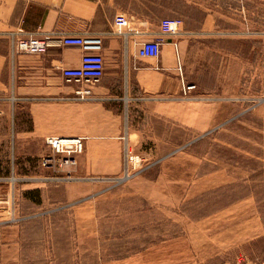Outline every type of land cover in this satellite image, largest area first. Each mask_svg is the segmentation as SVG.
I'll return each instance as SVG.
<instances>
[{
	"label": "rangeland",
	"instance_id": "374dc122",
	"mask_svg": "<svg viewBox=\"0 0 264 264\" xmlns=\"http://www.w3.org/2000/svg\"><path fill=\"white\" fill-rule=\"evenodd\" d=\"M167 6L182 20L185 81L211 86L228 114L247 111L197 133L118 84L138 132L133 150L145 158L127 177L90 178L88 193L49 178L55 172L38 164L43 139L12 142L13 130L0 129V223L16 225L21 264H264V0ZM206 11L213 31L199 33Z\"/></svg>",
	"mask_w": 264,
	"mask_h": 264
},
{
	"label": "crops",
	"instance_id": "0c3cea01",
	"mask_svg": "<svg viewBox=\"0 0 264 264\" xmlns=\"http://www.w3.org/2000/svg\"><path fill=\"white\" fill-rule=\"evenodd\" d=\"M158 2L165 4L143 8L142 0H0V129L13 130L12 142L41 141L49 134L86 137L76 170L81 178L71 187L80 182L87 193L91 192L95 185L90 178L116 176L125 173L126 167L130 173L145 158L133 150L138 132L131 124L132 116L120 109V101L125 98L118 90L120 83H127L132 100L144 102L165 122L176 121L197 133L247 111L242 106L238 113L228 114L211 86L185 88L186 84L193 83L194 88L197 84L184 79L176 34L161 33L158 26L161 18L172 17L174 10L167 4L173 0ZM118 12L130 20L122 32L113 24ZM213 14L204 13L199 33L213 31ZM148 18L160 19L156 23ZM11 33L99 35L103 75L89 85L88 96L76 98L77 86L62 84L61 69L77 66L83 50L53 43L42 54L13 53ZM155 37L161 38L158 56H137L140 42ZM128 156L135 160L133 166L127 161ZM21 259L16 225L0 223V264H21Z\"/></svg>",
	"mask_w": 264,
	"mask_h": 264
},
{
	"label": "built area",
	"instance_id": "2783aa9c",
	"mask_svg": "<svg viewBox=\"0 0 264 264\" xmlns=\"http://www.w3.org/2000/svg\"><path fill=\"white\" fill-rule=\"evenodd\" d=\"M182 20L177 17L161 18L158 26L161 33L177 34ZM113 24L118 32H122L129 26V18L122 12L114 15ZM10 47L13 53L42 54L47 51L49 45L61 43L66 45L79 46L83 53L77 66H68L61 69L65 82L76 83L74 90L76 98L83 99L91 93L89 85L99 81L104 71L103 57L100 54L102 38L99 35H61L53 37L48 35H18L11 33L9 36ZM161 38L155 37L140 42L136 54L139 57H156L160 52ZM180 68V67H178ZM194 84H186L187 90L194 88ZM85 138L82 135H46L43 142L46 151L38 158L41 168H47L55 172L51 179L79 180L76 170L78 156L83 152ZM131 166L134 164L132 156L127 157ZM129 175L128 167L125 169V176ZM13 183L19 180L14 173L8 177Z\"/></svg>",
	"mask_w": 264,
	"mask_h": 264
}]
</instances>
